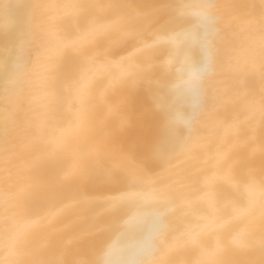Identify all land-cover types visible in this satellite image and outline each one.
Wrapping results in <instances>:
<instances>
[{
	"label": "bare ground",
	"instance_id": "obj_1",
	"mask_svg": "<svg viewBox=\"0 0 264 264\" xmlns=\"http://www.w3.org/2000/svg\"><path fill=\"white\" fill-rule=\"evenodd\" d=\"M0 264H264V0H0Z\"/></svg>",
	"mask_w": 264,
	"mask_h": 264
}]
</instances>
